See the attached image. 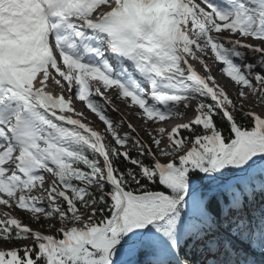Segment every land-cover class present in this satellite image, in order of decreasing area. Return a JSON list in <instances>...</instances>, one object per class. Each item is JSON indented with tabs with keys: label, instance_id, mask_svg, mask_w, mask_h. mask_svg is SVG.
<instances>
[{
	"label": "snow or ice",
	"instance_id": "snow-or-ice-1",
	"mask_svg": "<svg viewBox=\"0 0 264 264\" xmlns=\"http://www.w3.org/2000/svg\"><path fill=\"white\" fill-rule=\"evenodd\" d=\"M0 264H264V0H0Z\"/></svg>",
	"mask_w": 264,
	"mask_h": 264
},
{
	"label": "rangeland",
	"instance_id": "rangeland-1",
	"mask_svg": "<svg viewBox=\"0 0 264 264\" xmlns=\"http://www.w3.org/2000/svg\"><path fill=\"white\" fill-rule=\"evenodd\" d=\"M214 66H215V67L218 66V68H219V65H217V64H212V68H214ZM215 75H216L217 79L219 80V82L221 83L222 75L220 74V72H219V71L217 72V71L215 70ZM221 84H222V83H221ZM222 85H223V84H222ZM229 90L232 91V92H235V91H236L234 88H231L230 85H229ZM76 108H77L79 111H83L84 114L88 117V120H89V121H93V122H94V127L98 128V129H102V128H103L102 123L98 121V119L95 117L94 114L90 113V111H88V110L85 108V105H84V104H82V103H77V104H76ZM122 108L124 109L125 107H122ZM257 110H260V109H257ZM190 118H191V117H190ZM186 121H187V120H186ZM186 121H183V122H186ZM85 122H87V121H85ZM177 123H178V122H176V123L172 122V123L170 124V126H169V125H168V126L171 127V126H173L174 124H177ZM179 123H181V122H179ZM141 135H143V131H142V130H141ZM16 214H19V213H16ZM29 243H31V242L29 241Z\"/></svg>",
	"mask_w": 264,
	"mask_h": 264
},
{
	"label": "bare ground",
	"instance_id": "bare-ground-1",
	"mask_svg": "<svg viewBox=\"0 0 264 264\" xmlns=\"http://www.w3.org/2000/svg\"><path fill=\"white\" fill-rule=\"evenodd\" d=\"M215 70L218 72V66L217 67H215L214 66V68H213V72H214V75H215ZM222 80H223V78H222ZM221 80V83L222 84H227L228 82H223ZM110 95H112V96H114L115 94L114 93H110ZM115 104H116V106L121 110V112H124L125 114H127V109L126 108H122V107H125L124 106V104L121 102V101H119V100H114L113 101ZM193 103H195V102H193ZM83 104V103H82ZM78 110V109H77ZM79 111V110H78ZM80 112H83V111H80ZM114 115V117H115V114H113ZM194 114L192 113V112H188L184 117H181V118H175V119H173L172 120V122H174V123H176V122H183V121H186L187 119H189L190 117H192ZM132 119V123H134V124H139L140 123V121H138V120H136L135 118H131ZM169 126H170V124H169Z\"/></svg>",
	"mask_w": 264,
	"mask_h": 264
}]
</instances>
